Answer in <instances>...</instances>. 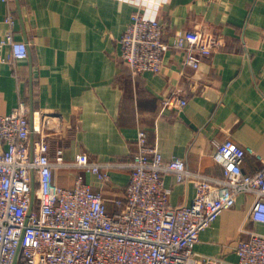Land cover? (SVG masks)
Returning a JSON list of instances; mask_svg holds the SVG:
<instances>
[{
	"label": "crops",
	"instance_id": "obj_1",
	"mask_svg": "<svg viewBox=\"0 0 264 264\" xmlns=\"http://www.w3.org/2000/svg\"><path fill=\"white\" fill-rule=\"evenodd\" d=\"M0 0V41L9 6L17 17L15 38L31 49L23 60H9L11 48H0V114L9 113L34 93V141L48 134L64 159L85 154L94 161H129L137 150L139 129L166 158L181 157L190 168L223 176L213 159L215 141L233 139L252 148L243 169L256 173L264 159V0ZM143 4L149 17L165 25L166 41L205 25L222 36L224 46L200 63H185V53L170 47L160 73L137 77L122 60L120 39ZM27 38V39H26ZM178 93L188 100L182 109L167 108L163 98ZM181 114H184L185 120ZM63 187L81 176L100 190L107 209H120L130 168H112L101 181L83 168L55 169ZM170 203L181 206L195 196L192 182L165 175ZM253 194H240L202 231L196 251L236 264L235 248L247 237L242 229L264 234V223L249 219Z\"/></svg>",
	"mask_w": 264,
	"mask_h": 264
},
{
	"label": "built area",
	"instance_id": "obj_2",
	"mask_svg": "<svg viewBox=\"0 0 264 264\" xmlns=\"http://www.w3.org/2000/svg\"><path fill=\"white\" fill-rule=\"evenodd\" d=\"M145 10L143 4L137 7L120 39L121 58L134 77L160 73L171 46L185 53L186 64H198L224 46L222 36L205 25L168 42L164 23ZM4 21L0 48L10 46L14 62L28 58L29 44L15 38L17 17L10 6ZM187 103L178 93L163 98L167 108L182 109ZM34 132L25 99L0 114V264H226L222 257L196 251L202 231L244 193L255 196L249 219L264 223V159L256 173H246L244 160L254 150L231 138L215 141L213 159L224 169L219 177L190 168L184 158L164 157L149 144L144 129H139L137 150L126 162L94 161L85 154L68 162L62 147L52 153L48 134L32 144ZM61 167L86 169L101 181L111 177L112 168H130L125 198L116 200L120 209L110 213L103 193L81 176L71 188L59 185L54 172ZM168 173L178 182L193 183L190 203H170ZM242 231L248 236L235 248L236 264H264V234Z\"/></svg>",
	"mask_w": 264,
	"mask_h": 264
},
{
	"label": "water",
	"instance_id": "obj_3",
	"mask_svg": "<svg viewBox=\"0 0 264 264\" xmlns=\"http://www.w3.org/2000/svg\"><path fill=\"white\" fill-rule=\"evenodd\" d=\"M16 3H17L20 19H21V21L23 23V15H22V11H21V2H20V0H16ZM31 55H32L31 49H29L30 61H31ZM34 114H35V108H34L33 72H32L31 73V100H30V119H31L32 128H34ZM181 115L183 116V118L185 120L188 121V119L186 118V116L184 114H181ZM33 142H34V134H32V144H33ZM34 199H35V191H33L32 206L34 204Z\"/></svg>",
	"mask_w": 264,
	"mask_h": 264
}]
</instances>
